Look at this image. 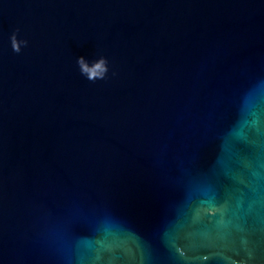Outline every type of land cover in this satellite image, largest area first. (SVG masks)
<instances>
[{
  "label": "water",
  "instance_id": "obj_1",
  "mask_svg": "<svg viewBox=\"0 0 264 264\" xmlns=\"http://www.w3.org/2000/svg\"><path fill=\"white\" fill-rule=\"evenodd\" d=\"M257 84L264 129V0H0V264H65L70 223L78 264H264V134L254 180L227 148ZM194 156L228 188L222 247L174 182Z\"/></svg>",
  "mask_w": 264,
  "mask_h": 264
},
{
  "label": "clouds",
  "instance_id": "obj_2",
  "mask_svg": "<svg viewBox=\"0 0 264 264\" xmlns=\"http://www.w3.org/2000/svg\"><path fill=\"white\" fill-rule=\"evenodd\" d=\"M18 31L19 29L10 36L12 50L16 53H19L22 46H27L28 43L26 40L17 38ZM77 64L81 75L92 82L104 80L109 72L108 60L104 57L91 65L85 62L84 57H79ZM258 91L259 85L257 84L255 90L248 92L247 103L243 106L242 125L236 129L227 145L228 154L233 158V172L235 174L247 173L253 180L257 173L248 167V162L259 158L262 147L261 137L264 134V129L255 115ZM199 158L200 156H194L187 163L178 158V175L174 182L176 186L184 189L185 196H192L195 217L209 225V231L201 240L202 245L222 247L236 236L230 224L231 201L228 188L218 183V176L199 173ZM254 218V216L249 217L250 220ZM87 230H90L88 225L81 223H70L60 232L53 230L52 243L65 259V264H78L80 256L90 251L81 242V233ZM180 243L183 244L184 241L181 240ZM208 258V255L204 256V259ZM248 258L250 260L254 258L251 252L248 253Z\"/></svg>",
  "mask_w": 264,
  "mask_h": 264
}]
</instances>
